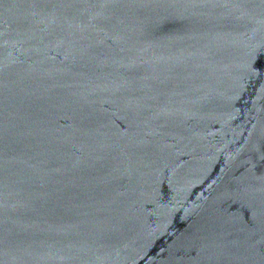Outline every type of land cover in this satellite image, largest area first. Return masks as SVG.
Listing matches in <instances>:
<instances>
[{
	"label": "water",
	"instance_id": "water-1",
	"mask_svg": "<svg viewBox=\"0 0 264 264\" xmlns=\"http://www.w3.org/2000/svg\"><path fill=\"white\" fill-rule=\"evenodd\" d=\"M0 264H264V0H0Z\"/></svg>",
	"mask_w": 264,
	"mask_h": 264
}]
</instances>
